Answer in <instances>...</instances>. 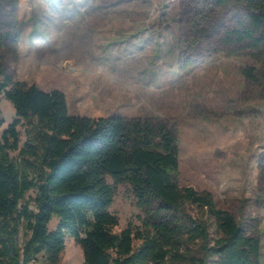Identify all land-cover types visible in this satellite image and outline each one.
<instances>
[{
  "label": "rangeland",
  "instance_id": "374dc122",
  "mask_svg": "<svg viewBox=\"0 0 264 264\" xmlns=\"http://www.w3.org/2000/svg\"><path fill=\"white\" fill-rule=\"evenodd\" d=\"M0 3V63L13 78L42 90L60 89L71 114L169 120L178 140L179 184L211 192L217 207L230 210L242 225L256 224L259 264H264V78L252 84L240 73L255 66L262 76L264 68L249 49L223 40L243 19L234 2ZM14 116L0 95L1 143ZM16 129L18 149H7V156L24 166L18 153L26 141L24 123ZM106 180L114 186L109 211L118 218L112 231L131 227L135 248L141 242L135 233L145 230L143 213L129 184ZM34 193L28 190L22 204ZM56 222L52 219L49 228ZM28 236L23 222L18 245ZM27 264L47 263L39 254ZM58 264H85L73 238L66 237Z\"/></svg>",
  "mask_w": 264,
  "mask_h": 264
},
{
  "label": "trees",
  "instance_id": "16d2710c",
  "mask_svg": "<svg viewBox=\"0 0 264 264\" xmlns=\"http://www.w3.org/2000/svg\"><path fill=\"white\" fill-rule=\"evenodd\" d=\"M214 1L234 2L243 12L223 40L249 49L263 70L264 0ZM240 73L252 84L264 78L255 66ZM0 95L15 113L0 141V264H27L39 254L58 264L67 236L80 246L85 264H259L258 226L242 225L217 207L211 192L179 184L178 140L169 120L72 115L61 90L17 80L3 63ZM21 123L24 166L7 156V149H18ZM106 177L129 184L143 213L145 230L135 233L141 240L135 248L131 227L112 231L118 218L109 211L114 186ZM30 189L34 196L22 204ZM23 222L29 236L19 246Z\"/></svg>",
  "mask_w": 264,
  "mask_h": 264
},
{
  "label": "crops",
  "instance_id": "0c3cea01",
  "mask_svg": "<svg viewBox=\"0 0 264 264\" xmlns=\"http://www.w3.org/2000/svg\"><path fill=\"white\" fill-rule=\"evenodd\" d=\"M41 89V88H40ZM52 89H58V88H52ZM51 90V89H50ZM60 90V89H59ZM45 91H49V90H45ZM71 114V113H70ZM72 115H75V114H72Z\"/></svg>",
  "mask_w": 264,
  "mask_h": 264
}]
</instances>
